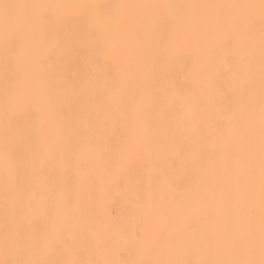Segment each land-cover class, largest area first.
<instances>
[{"label": "snow or ice", "instance_id": "snow-or-ice-1", "mask_svg": "<svg viewBox=\"0 0 264 264\" xmlns=\"http://www.w3.org/2000/svg\"><path fill=\"white\" fill-rule=\"evenodd\" d=\"M0 264H264V0H0Z\"/></svg>", "mask_w": 264, "mask_h": 264}, {"label": "bare ground", "instance_id": "bare-ground-1", "mask_svg": "<svg viewBox=\"0 0 264 264\" xmlns=\"http://www.w3.org/2000/svg\"><path fill=\"white\" fill-rule=\"evenodd\" d=\"M75 70L74 65L69 64L66 71L69 76H71L72 72ZM116 208L119 209V205H116Z\"/></svg>", "mask_w": 264, "mask_h": 264}]
</instances>
